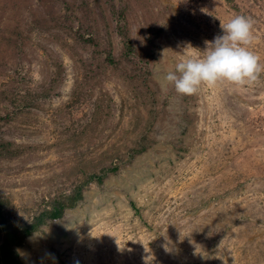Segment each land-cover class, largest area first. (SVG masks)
<instances>
[{"label": "rangeland", "instance_id": "obj_1", "mask_svg": "<svg viewBox=\"0 0 264 264\" xmlns=\"http://www.w3.org/2000/svg\"><path fill=\"white\" fill-rule=\"evenodd\" d=\"M236 15L255 82L165 83ZM0 264H264V0H0Z\"/></svg>", "mask_w": 264, "mask_h": 264}, {"label": "clouds", "instance_id": "obj_2", "mask_svg": "<svg viewBox=\"0 0 264 264\" xmlns=\"http://www.w3.org/2000/svg\"><path fill=\"white\" fill-rule=\"evenodd\" d=\"M220 27L222 34L205 41L203 49L185 45L174 67L165 71V83L171 84L177 93L192 94L201 85L215 86L222 81L238 86L256 81L261 67L249 47L252 42L251 19L236 15L227 23L221 21ZM20 254L25 257L24 253Z\"/></svg>", "mask_w": 264, "mask_h": 264}, {"label": "trees", "instance_id": "obj_3", "mask_svg": "<svg viewBox=\"0 0 264 264\" xmlns=\"http://www.w3.org/2000/svg\"><path fill=\"white\" fill-rule=\"evenodd\" d=\"M63 214V207L61 208H56L54 211L49 212L48 216L50 219H57L60 218ZM10 238V237H8Z\"/></svg>", "mask_w": 264, "mask_h": 264}]
</instances>
